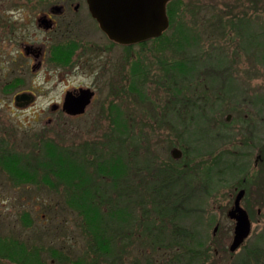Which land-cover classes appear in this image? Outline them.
Instances as JSON below:
<instances>
[{
    "label": "rangeland",
    "instance_id": "1",
    "mask_svg": "<svg viewBox=\"0 0 264 264\" xmlns=\"http://www.w3.org/2000/svg\"><path fill=\"white\" fill-rule=\"evenodd\" d=\"M172 1L174 12L176 10L174 22L158 39L123 46L110 41L101 28L78 37L91 47L90 53L95 50L96 55H101L95 57L99 60L95 76L101 88L80 114L70 115L50 106L62 98L66 85L93 81L94 67L91 62H81L80 66L74 63L67 65L64 60L48 62L44 65L48 70L46 74L43 69L36 74L27 68L18 69L19 64L15 63V72H8L11 73L8 77H4L7 70L2 69L0 156L8 152L21 154L27 166L25 174L31 176L19 179L16 172L9 173L0 164V235L7 238L11 233L10 237L13 236L16 242L20 241L25 247L29 244L72 247L76 249L74 252L79 255L80 263L85 264H257L246 255L253 243L264 244V204L242 202L243 206H247L251 228L244 242L235 251H230L231 222L226 209L232 204L230 201L235 194L233 186L238 177L225 175L229 180L212 189L200 186L198 178L207 167H215L216 164L215 155L205 156L202 151L210 150L207 146L211 142L209 134L213 135L211 130H215L217 124L226 122L228 114L230 120L227 126L231 130L240 124L244 113H247L248 119H252L256 111L255 101L264 98V2ZM241 23L246 24L245 29L240 27ZM250 34L258 37L257 46L250 42ZM103 47H106V54ZM218 55H222L220 67H216L214 61ZM87 58L86 53L78 52V59L83 61ZM187 59H196L197 69L192 78L180 75L178 64L175 65L176 70L171 72V67L166 64L180 60L185 63ZM134 61L142 70L141 79L136 77L135 83L131 77ZM209 62L214 65L211 66ZM13 76L20 78L12 79L14 85L19 84V88L14 90L27 88L35 92L34 105L20 108L14 104L15 91L3 86ZM170 86H175L177 94H168L167 88ZM140 94H145V97L142 98ZM208 95L214 98L203 100ZM218 95L221 101L216 105L215 96ZM237 98L240 100L239 106L237 102L234 103ZM194 114L207 116L210 121L208 126L201 129L187 123V119ZM116 117L123 118V134L117 132L120 122L115 120ZM193 129L200 131L198 138L191 139ZM225 135L223 140L226 144L223 145L229 146L233 140L232 133ZM46 142L74 156L90 179L85 186H90L92 181L100 186L99 192L92 189L95 192L93 201L97 203V196L106 193V197H110L109 204L126 203L127 210L137 218V224L128 228L133 231L131 235L119 234L115 238L109 249L112 255L98 253L90 245L78 212L67 205L64 182H58L54 173L48 176L54 182L52 186L44 181L49 171L40 164L42 158L47 159L43 157V143ZM217 147L219 145L215 144L214 149ZM174 148L180 150L178 158L172 155ZM187 151L193 152V156L187 157ZM227 151L221 163L230 159L235 166L239 165L230 148ZM111 157H119L122 163L117 181L119 186L116 188L112 187V177L105 175L106 170L101 173L98 166L105 165L108 170ZM238 160L246 165L244 157ZM250 162L252 165L253 157ZM171 170L176 175L167 182L168 179L163 178H167L169 172L173 174ZM218 174L216 170L211 172V178H216ZM157 182L162 183L163 188L172 189L174 194H184L177 201L179 215L173 222L172 218H166L164 224L158 218L152 221L160 226L159 230L163 228L160 230L162 235L152 228L148 218L155 214L153 191L157 188L154 187ZM190 182L193 184L190 185ZM141 183L143 188H150L149 193L140 191ZM256 183L248 195L252 194L257 201L262 197L264 199V184ZM119 199H128L129 202H119ZM101 204L99 208L104 213L108 203ZM42 214L45 219L41 220V224L34 223L41 219ZM27 219L36 225L37 234L29 233L28 226L24 224ZM8 223L9 227H5ZM216 223L220 228L212 235ZM10 225L22 234L14 233L15 229L12 231ZM187 226L201 232L205 249H194L191 253L187 245L192 244L187 236L181 239L182 236L178 234L173 239L172 231L181 228L187 232ZM42 227L48 230V235L39 234ZM149 227L152 228L151 232ZM179 239L183 242H179ZM2 243L0 241V246H3ZM259 264H264V256H260Z\"/></svg>",
    "mask_w": 264,
    "mask_h": 264
},
{
    "label": "flooded vegetation",
    "instance_id": "2",
    "mask_svg": "<svg viewBox=\"0 0 264 264\" xmlns=\"http://www.w3.org/2000/svg\"><path fill=\"white\" fill-rule=\"evenodd\" d=\"M99 29L100 27L91 14L87 0H0V73H2V69H5L7 72L4 73V77H8L9 74L15 72V63L19 64L18 69L27 68L35 71L34 74L43 69L46 74L48 70H46L47 67L44 65L48 62L64 60L67 62V65L74 63L76 66H80L81 62H86V64L91 62L94 67L93 75L91 76L93 81L89 83H76L71 86L66 85L63 89L64 94L62 98L59 101L52 102L50 107L60 108L63 111L65 93L71 91L73 94H77L80 88H89L92 91V101L99 88H101L95 76L99 68V66H97L99 60H96L97 58L95 57L101 55H96L95 50L90 53L91 47L86 44L87 42H85L84 39L80 40L78 37L88 31H92L93 33L95 30L97 31ZM107 38L115 42L108 36ZM145 41H148V39L133 44H143ZM122 45L129 46L131 44ZM78 52L86 53L88 58L83 61L78 59ZM103 53L106 54V47H103ZM66 64L62 63L64 66H67ZM10 71L11 73H8ZM12 79L20 80L18 76H13L5 82L3 86H6L9 90L16 89L19 84L16 83L14 85ZM189 89L190 88H187V90ZM14 91L13 102L17 107H30L35 104L36 94L32 89L20 88ZM167 91L168 94L172 96L175 94V87L170 86L167 88ZM19 93L28 94L30 96V101L27 102L24 99H15V96ZM215 97V104L218 105L221 101V96L218 95ZM210 98L213 99L214 96H205L203 100ZM236 102L239 106L240 100L235 99L234 103L236 104ZM203 105L206 106L205 104ZM236 109H239V107H236ZM236 109L234 108V110ZM253 116L252 119H248L247 113H244V118H242L240 124L233 126L231 130L227 126L230 120V114H228L226 116V122L222 124L223 126L217 124V128L211 130L213 135L209 134L210 136L208 137L211 142L207 146L210 150H202L203 153L206 154L205 156L215 155V158L218 159L223 158L224 154L228 153V148H230V152L234 156L236 163L242 165L241 167L236 165V169L232 172L234 178L238 177L235 179L233 186L235 194L234 196L232 195L233 199L230 201L232 204L235 195L241 189L244 191L240 199L241 204L242 202H264L263 197L256 201V199L252 197V194L250 196L248 195V193H252L250 189L254 186L255 182L259 185L261 183L264 184V109L258 112L254 110ZM209 122L208 117L206 119H187V123L200 126L202 127L201 129L208 126ZM223 128L227 129L223 130ZM227 132L232 133L233 137L229 146L223 145L226 144V141L224 142L223 139ZM215 144L219 145L216 149H214ZM189 155L190 157L193 156V152L187 151V157ZM243 157L246 165L238 160V158L241 159ZM251 157H253L252 165L250 162ZM216 171H218L219 174L216 178L211 179L213 183L215 181H219L220 184L226 182L227 177H223V175H225L223 172L227 171V168L220 167L217 168ZM199 175L198 179L200 186L208 187L207 168L203 175ZM189 176L193 177L192 175ZM228 180L229 178L227 181ZM191 184L193 183L190 182V185ZM190 185L189 190L192 189ZM203 197H205L204 194ZM203 201L204 199H202V202ZM177 203L179 204V202ZM232 204L226 209V214ZM245 206L243 207L245 208ZM43 219H45L44 214H42L40 220L34 223L41 224V220ZM229 220L231 222V237L233 238L235 220L231 217H229ZM43 223L42 221V224ZM24 224L26 227L28 226L29 233H38L36 225L33 224L30 219H27ZM12 226L13 225H10V229L12 231L15 229L13 231L14 233L22 234L19 229H13L14 226ZM5 227H9V223L5 224ZM219 228V223H216L213 227L212 235H214ZM10 234L11 233H8L7 238L0 235V241L3 242V246H0V249H2L0 250V264H85L84 262H79V255H76V252H74L76 249L72 247L64 248L62 244L58 246H47L44 244V246H36L29 244L25 247L20 241L16 242L13 236L10 237ZM39 234L46 236V234L48 235V230L42 227ZM121 234L127 236V231ZM192 234L202 237L200 231L187 226V235L190 236ZM16 243L20 247H16ZM17 254L29 255L30 259L35 261H20L18 260L19 257H17Z\"/></svg>",
    "mask_w": 264,
    "mask_h": 264
},
{
    "label": "trees",
    "instance_id": "3",
    "mask_svg": "<svg viewBox=\"0 0 264 264\" xmlns=\"http://www.w3.org/2000/svg\"><path fill=\"white\" fill-rule=\"evenodd\" d=\"M264 2V0H262ZM167 15L169 18V26L171 23L174 22L175 19V12H174V5H173V1L169 0L167 3ZM218 22H220V20H218ZM222 25H224V22H222ZM221 25V26H222ZM228 25V23H227ZM246 24L241 23L240 27L242 29H245ZM223 27V26H222ZM182 31V30H181ZM180 31V32H181ZM183 32V31H182ZM164 34V33H163ZM163 34L159 37H157L156 39L160 38L163 36ZM251 35V34H250ZM251 38L249 39L251 43L256 44V46L259 44V39L257 36H254L253 34L250 36ZM263 48V47H262ZM263 57V61H264V55H262ZM220 59V60H219ZM196 59L193 60H188L183 63L181 60L180 61H172V62H167L166 64L168 66L171 67V70H176L175 65H177L178 68V73L181 75H184L185 77L189 78L194 75V72L197 69V65L195 63ZM215 64L216 67H220L221 63H222V55H218L215 58ZM220 61V64H219ZM209 64L212 66L214 65V63H210ZM196 65V66H195ZM169 70V68H168ZM142 70L140 71V67L138 66L137 62L134 61V66L132 67L131 70V77H132V81L135 83L136 77H138V79L140 80L142 77ZM174 73V71H173ZM171 78V76H170ZM172 80H174V76L172 78ZM132 86L130 85V89H132ZM175 87V86H174ZM227 91V89H226ZM175 94H177V90L175 89ZM143 97H145V94H140ZM256 111H260L264 109V98H258L256 101ZM205 114V113H204ZM117 119H115L117 122L119 121L120 123L117 126L118 129V133L123 134V128L125 127V124H123V118L121 120V118L116 117ZM193 119H206L207 116H202L200 114V116L198 115H193L192 117ZM181 125V124H180ZM200 127V126H197ZM202 128V127H201ZM200 133V131L198 129H193L190 132L191 135V139L193 138H198V134ZM44 145V156L43 157H47V159H43L42 158V162H41V167H44L45 170H48L49 172L46 173L45 177L47 178L46 180L44 179L45 182H47V184L49 185H53L54 182H52L48 176L50 173H54L55 176L58 177V182H64V191H66L67 193V205H70L73 209H75L78 212L79 217L81 218L80 220H82V224L84 226V230L85 232L88 234L89 236V240H90V245L94 246V250L98 253H103L106 255H112V253H110L109 249H111V247L114 244V240L115 238H118L117 236H120L119 234H121L122 232H126V235H131L133 233V231L131 229L128 228H132V226H135L137 223L136 220L137 218L133 215H131V211L127 210V205L126 203L119 205H112L109 204L110 203V197H106V193H104V196H97V203L94 200L95 198V192H93L94 190H92L93 188L96 189V192L100 191V186L99 185H95L94 182L92 181L90 183V186H85V182H88L90 179L87 176V174H85V172L83 171V168L81 166V164L77 163L74 156L73 155H69L66 152H62L61 150L57 149L56 147H52L51 145L48 144V142L43 143ZM46 155V156H45ZM221 159L222 158H218L216 159V164L217 167L220 168H227V171H224L223 174L225 175H229V176H233V172L236 169V166L234 165V162L231 161L230 159L228 160H224V162L221 163ZM223 160V159H222ZM233 160V159H232ZM109 169H105V165H98L99 166V170H101V173H105V170L107 171V173L105 175L111 176V181H112V187L116 188L117 186H119V184L117 183V181H119V174H120V170L121 169V162L119 157L116 158H112L111 157V161L109 159ZM0 164L2 165V167L8 171L9 173H13L16 172L18 174L19 179H25V178H30L31 175H27L25 174V169L27 168V166L25 165V163L22 161V156L21 154H16L14 152H8V153H3L0 156ZM216 164L215 167H207V170H210L208 172V187L209 189H212L215 187V185L220 184L219 181H215L213 183V180H211V172L214 173L216 170ZM233 165V166H232ZM242 165L240 164V167ZM111 168V169H110ZM111 172H110V171ZM164 171V170H162ZM170 171V170H169ZM173 171V170H171ZM19 172V173H18ZM222 173V172H221ZM176 173L173 171V174L171 172H169V176L167 178H163V179H168L167 182H170L171 179H173V177H175ZM225 175H223V177H226ZM231 178V177H230ZM228 179V178H227ZM226 179V181H227ZM141 180V178H140ZM142 181V180H141ZM59 184V183H57ZM137 185V182H135V186ZM148 186H150L147 183ZM157 187L153 192H154V201H155V205H154V215H150L148 218L150 219L149 221L152 223V228H155V230L158 232H160V226L158 225H154L152 221H154L155 219L158 218V220H160L159 222L161 224H164V220L166 218H172L173 220H171L172 222L174 221L175 218L178 217L179 215V208L177 201H179L184 194H182L181 196L179 194H174L172 192V189H166L163 188L162 183H158L154 186ZM130 191L131 188H133V184L132 186L130 185L129 187ZM143 184L141 183L140 185V191H143V193L147 192L149 193L150 188H143ZM152 189V187H151ZM141 197V195H140ZM143 197V196H142ZM180 197V198H179ZM104 202V204H106V202L108 203V205H106L108 207V209L102 213L101 212V208H99V206L101 207V203ZM115 202H118L115 200ZM119 202H129L128 199L127 200H120ZM139 202H141V200H139ZM154 203V202H153ZM263 202H259V204ZM105 208V207H104ZM177 221V220H175ZM147 223V222H145ZM151 227H149V231L151 232ZM155 231V232H156ZM154 232V233H155ZM162 235V231L160 232ZM178 234L180 236H182L181 239L189 238L191 241L192 246H188V250L189 252L192 253V250L196 249V250H200V248L205 249V242L204 240L201 239L200 236H195L194 234L192 235H187V232L185 229H181V228H176L175 231L171 232V235L173 237V239L178 237ZM160 236V235H158ZM122 237V236H121ZM181 239H179V242H183ZM195 239V242H193ZM193 240V241H192ZM178 242V240H177ZM261 243H253V247L249 249H247L248 254L246 256H250V258L252 260L255 261V263L259 264V258L260 256H264V244L261 246ZM16 247H20L17 243H16ZM202 249V250H203ZM93 250V249H92ZM93 250V251H94ZM17 257H19L18 260H23V261H35V260H31L29 255H18ZM27 259V260H26ZM80 262V261H79ZM242 263V262H241Z\"/></svg>",
    "mask_w": 264,
    "mask_h": 264
},
{
    "label": "water",
    "instance_id": "4",
    "mask_svg": "<svg viewBox=\"0 0 264 264\" xmlns=\"http://www.w3.org/2000/svg\"><path fill=\"white\" fill-rule=\"evenodd\" d=\"M92 16L99 27L113 41L121 44L135 43L159 36L167 29L169 19L166 4L169 0H87ZM92 91L80 88L77 94L67 91L64 96L63 110L75 115L85 111L90 103ZM15 99L30 101L26 93H19ZM180 150L174 148L172 155L178 157ZM243 190H239L227 215L235 220L234 234L229 245L234 251L241 245L250 232V219L240 204Z\"/></svg>",
    "mask_w": 264,
    "mask_h": 264
}]
</instances>
